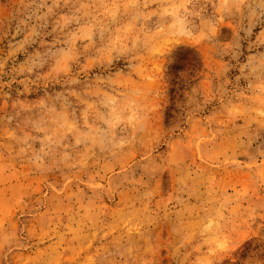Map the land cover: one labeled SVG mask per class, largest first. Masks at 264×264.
<instances>
[{"label":"rangeland","instance_id":"rangeland-1","mask_svg":"<svg viewBox=\"0 0 264 264\" xmlns=\"http://www.w3.org/2000/svg\"><path fill=\"white\" fill-rule=\"evenodd\" d=\"M0 264H264V0H0Z\"/></svg>","mask_w":264,"mask_h":264},{"label":"trees","instance_id":"trees-1","mask_svg":"<svg viewBox=\"0 0 264 264\" xmlns=\"http://www.w3.org/2000/svg\"><path fill=\"white\" fill-rule=\"evenodd\" d=\"M181 60V59H180ZM201 68V62L198 56L194 55L192 51L186 55L184 61L178 66H174L175 71H181V74L176 73L175 85L176 91H183L186 87L193 83V78L196 77V74Z\"/></svg>","mask_w":264,"mask_h":264}]
</instances>
